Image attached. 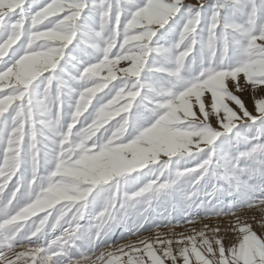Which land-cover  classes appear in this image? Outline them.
I'll return each mask as SVG.
<instances>
[{"label": "snow or ice", "instance_id": "snow-or-ice-1", "mask_svg": "<svg viewBox=\"0 0 264 264\" xmlns=\"http://www.w3.org/2000/svg\"><path fill=\"white\" fill-rule=\"evenodd\" d=\"M0 264H264V0H0Z\"/></svg>", "mask_w": 264, "mask_h": 264}, {"label": "rangeland", "instance_id": "rangeland-1", "mask_svg": "<svg viewBox=\"0 0 264 264\" xmlns=\"http://www.w3.org/2000/svg\"><path fill=\"white\" fill-rule=\"evenodd\" d=\"M247 215H252V213H248ZM205 222H208V221H205ZM212 223H214L215 221L213 220V221H211ZM225 223H226V221H225ZM193 227V225H187V224H184V223H181V225L180 226H178V227H176L175 229H174V231L177 233V234H179V233H186V234H191L190 233V229ZM194 227H196L197 229H199L200 227H202V225L201 224H196V225H194ZM161 231H163V232H167L168 231V229H161ZM256 231L259 233L261 230L259 229V228H256ZM153 233H144L143 235H145V236H148V235H152ZM117 237H118V234H117ZM129 239H131V240H135L136 239V237H130ZM235 240V236L232 234V233H229L228 234V237H227V239H226V244H229V243H231V242H233ZM117 242L118 243H124V242H126V241H120L119 239H117Z\"/></svg>", "mask_w": 264, "mask_h": 264}]
</instances>
